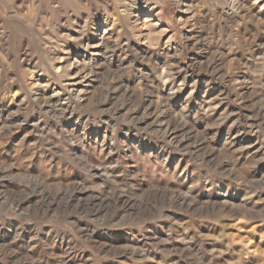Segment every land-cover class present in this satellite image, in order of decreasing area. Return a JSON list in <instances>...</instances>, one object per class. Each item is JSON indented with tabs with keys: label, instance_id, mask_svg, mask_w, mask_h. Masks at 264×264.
I'll return each instance as SVG.
<instances>
[{
	"label": "rangeland",
	"instance_id": "374dc122",
	"mask_svg": "<svg viewBox=\"0 0 264 264\" xmlns=\"http://www.w3.org/2000/svg\"><path fill=\"white\" fill-rule=\"evenodd\" d=\"M0 264H264V0H0Z\"/></svg>",
	"mask_w": 264,
	"mask_h": 264
},
{
	"label": "bare ground",
	"instance_id": "6f19581e",
	"mask_svg": "<svg viewBox=\"0 0 264 264\" xmlns=\"http://www.w3.org/2000/svg\"><path fill=\"white\" fill-rule=\"evenodd\" d=\"M260 1V0H259ZM137 17H138V15H137ZM138 23V22H137ZM135 24V23H134ZM142 24H143V26H146V24H147V21L146 20H143L142 21ZM137 25V24H136ZM101 39V38H100ZM104 39H105V37H104ZM103 39V40H104ZM108 40V39H107ZM103 42V41H102ZM167 78V77H166ZM185 79H187V78H185ZM180 83V82H179ZM184 84H186V81L185 80H182L181 81V83L178 85V87L175 89V91H173L170 95H171V97H175L176 96V94H178L179 93V91L181 90V88L184 86ZM163 85V84H162ZM162 87V86H161ZM163 87H164V89L166 90V84L164 83V85H163ZM162 87V88H163ZM192 87V86H191ZM195 89V88H194ZM194 89H193V91H194ZM168 92V91H167ZM166 92V93H167ZM169 92H170V90H169ZM164 99V98H163ZM182 112V111H181ZM180 113V112H179ZM178 113V114H179ZM181 114V113H180ZM179 118V117H178ZM185 119V118H184ZM186 120V119H185ZM178 121V120H177ZM187 121H188V119H187ZM181 122V121H180ZM187 123V122H186ZM183 124V123H182ZM184 125H186V124H184ZM183 126V125H182ZM233 203V202H232ZM243 205V204H242Z\"/></svg>",
	"mask_w": 264,
	"mask_h": 264
}]
</instances>
